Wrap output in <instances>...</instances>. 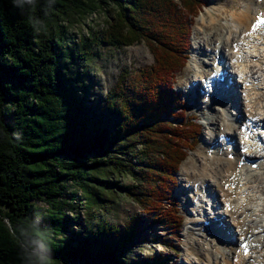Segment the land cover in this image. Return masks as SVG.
I'll return each instance as SVG.
<instances>
[{
  "label": "trees",
  "instance_id": "16d2710c",
  "mask_svg": "<svg viewBox=\"0 0 264 264\" xmlns=\"http://www.w3.org/2000/svg\"><path fill=\"white\" fill-rule=\"evenodd\" d=\"M208 2L0 0V264H124L141 220L135 214L122 230L109 221L123 196L179 231L176 172L201 126L179 121L171 88ZM95 11L107 16L100 29L89 23ZM139 42L152 63L122 70L105 94L93 90L97 47ZM90 97L117 119L113 129ZM71 219L80 230L68 237ZM149 260L168 263L162 254Z\"/></svg>",
  "mask_w": 264,
  "mask_h": 264
},
{
  "label": "bare ground",
  "instance_id": "6f19581e",
  "mask_svg": "<svg viewBox=\"0 0 264 264\" xmlns=\"http://www.w3.org/2000/svg\"><path fill=\"white\" fill-rule=\"evenodd\" d=\"M206 11L207 20L203 13L196 18L197 29L204 36L203 40L194 41V53L213 59L211 66H214L205 71L200 69L202 61L198 56L186 72L199 78L191 79V85L203 88V96L207 98L204 106L217 109L216 104H222V107L206 118V123L214 126L207 127L210 129L207 153L202 154L197 168L192 165L193 154L189 155L178 173L184 177L188 191L194 192L192 197L200 202L197 207H202L203 197H211V203L220 204L219 207L213 204L216 214L207 206L201 218L190 223L199 226L201 232H207L216 242V231L217 235L225 236L222 230L227 228L226 218L233 228L230 235L225 236L226 244L212 250L210 242L197 240L195 247H186V253L195 258H188L190 264H264V180H261L264 178V145L257 144L256 138L257 133L262 135L264 123V24L253 31L264 15V0H224L222 6ZM222 16L224 21L220 20ZM225 66L230 68L225 69ZM228 72H233L236 78ZM220 77L223 82L219 81ZM215 87L218 95L226 97L219 99L214 93ZM195 91V86H190L185 94ZM261 142L264 143V139ZM253 163H257L254 169ZM211 217L216 220L214 223L207 222ZM234 233L237 234L236 244L231 238ZM202 238L207 240L206 235ZM242 241L249 247L247 254L240 246Z\"/></svg>",
  "mask_w": 264,
  "mask_h": 264
},
{
  "label": "rangeland",
  "instance_id": "374dc122",
  "mask_svg": "<svg viewBox=\"0 0 264 264\" xmlns=\"http://www.w3.org/2000/svg\"><path fill=\"white\" fill-rule=\"evenodd\" d=\"M223 1L224 0H209L208 4L203 6L198 12L197 16H195L194 19L192 20L191 35L189 37L190 41L186 50L187 60L184 66L181 68V70L176 73L171 88L177 94L176 97L178 98L176 100L177 104H175L174 110L178 112L179 114L178 116H183L179 121L184 122L186 118L194 117L195 121L199 123L201 126L200 134L196 139L197 141L196 147L192 151H189L187 155L188 157L189 155L193 154L192 165L194 168H197V166L199 165V161L201 159L202 154L207 153V146H208L207 139L210 133V129H208L207 127L209 128L214 127L206 123L207 122L206 118H208L211 113H214V111L222 107V104L221 105L216 104L215 108L217 109H214L213 107L210 106L209 107L204 106V101L207 100V98L203 96V88H201V86L199 88H196V85H191V79L198 80L199 78L194 77V75H192L191 77L190 73L188 71L186 72V70L192 68V64L194 63L193 60L198 59L199 57H201V61H202V64L200 65V69L205 71L214 66V65L211 66L213 64V59L209 60V58H207V56H204V54L202 55L196 52L195 55L194 53V50H196L195 48L196 45L194 44V41L203 40V36H204V33L197 29L196 18L200 17L203 13L205 15V19L207 20L208 14L206 10L222 6ZM91 19L92 20L89 23L93 24L97 29H100L101 27L104 26L107 16L106 13L104 12L100 13L99 11H95L91 14ZM220 20L224 21V17L222 16ZM81 31L85 32V29L82 28ZM96 52L97 55L92 59L90 64L91 66L90 76L93 83L92 89L102 94H105L106 90L115 83L119 73L122 70L125 69L128 70L129 72H134L145 65L151 64L153 61L151 53L149 52L144 42H139L130 46H122V47L99 46L97 47ZM205 52L208 51H206L205 49ZM222 68L224 69V66ZM228 68L230 67L228 66ZM183 73H185V75H182ZM229 75H231L233 79L236 78L233 74L229 73ZM190 86H192V88L195 86L196 91L195 93L186 96L185 93L187 91V88H190ZM212 101H215V99H212ZM87 104L88 106L96 110L97 116L101 118V120L109 129H113L116 126L117 119L111 114L101 111L99 109L98 103H96L94 99L90 97L87 101ZM236 110L237 108L235 109V111ZM187 157L184 160H186ZM184 160L181 162V164L184 162ZM257 176L259 177V175ZM176 179H177V183L174 187L175 190L173 193V197L176 201V205L174 208L178 211L177 214L182 216L181 227L179 228V231H177L176 234L170 232V230L167 227L153 224L152 218L154 213L147 214L142 210L141 206L137 205L133 200L126 198L124 196L119 197L120 199L118 201V205L115 206L114 211L110 215H108L109 221L111 223L116 224L122 230V228L126 224V221L129 220L135 214L138 215L141 220L139 224L138 236L125 249L126 258L124 260V264H152V261H150L149 258H153V256L156 254H162L163 256H167V260H168L167 264H190L188 258H194V257L187 255L186 247L191 245L195 247L197 245V240H201L202 242L205 241L208 243L210 242L212 245L211 246L212 250L215 249L217 245L226 244L225 236H227L228 234L230 235V230H231L230 228H233L232 223L229 222L226 217H225L226 218L225 225L227 228L222 230L225 232L224 233L225 236H222V238L225 239L223 240L219 238L217 235L218 234L217 231L215 232L216 233L215 237L218 242L214 240L212 241L211 237L208 236L207 232L204 231L201 232L200 229H198L199 226L192 225L190 223V221H192L193 219L201 218L200 216L203 214L204 209H207L206 208L207 206L209 207V209L211 208L214 211L213 212L214 214H216L217 213L216 207H213V204L216 206L219 203H217L216 201L211 203L212 201H210L209 199L211 197L209 198L203 197L204 204L201 203L202 205L201 208L197 207V204L200 202L196 199V197L194 198L192 197V195H195L194 192L188 191L189 189H187L186 186L187 183L184 180V177L181 174H179L178 171L176 172ZM118 180L119 183L131 182L129 178H123V177L121 179L118 177ZM261 180H264V178H261ZM36 204L40 208L45 207V204L43 202H37ZM78 207H80V213L83 214V211L81 210V205H78ZM221 209L222 208H220L218 211H220ZM207 214H210V212L209 213L207 212ZM262 216H264V214ZM212 217L207 222L214 223L216 220L214 221ZM207 222H205V225ZM190 227L193 228L195 227V229ZM68 230H69V233H67L68 237H72L74 233L79 232L80 224L77 221L76 222L72 221L71 219ZM202 235H206L207 240L203 239ZM234 237H237L236 233H234L231 236V238ZM157 239H159L160 241H154ZM107 240L110 243L116 242V239L113 236L108 237ZM168 244H171L174 247L175 249L174 252L168 248ZM88 262L89 264H91L90 259ZM195 263L196 262H193L192 264ZM75 264H84V263L82 259L78 260V258H76ZM92 264H112V263L108 261L97 260V261H93Z\"/></svg>",
  "mask_w": 264,
  "mask_h": 264
},
{
  "label": "snow or ice",
  "instance_id": "6c2138e0",
  "mask_svg": "<svg viewBox=\"0 0 264 264\" xmlns=\"http://www.w3.org/2000/svg\"><path fill=\"white\" fill-rule=\"evenodd\" d=\"M261 23H264V21H261ZM256 26L254 25V28H255Z\"/></svg>",
  "mask_w": 264,
  "mask_h": 264
}]
</instances>
